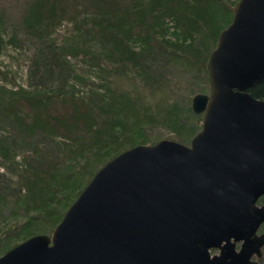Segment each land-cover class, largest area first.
<instances>
[{"label":"trees","instance_id":"obj_1","mask_svg":"<svg viewBox=\"0 0 264 264\" xmlns=\"http://www.w3.org/2000/svg\"><path fill=\"white\" fill-rule=\"evenodd\" d=\"M19 1L12 6L21 29L10 35L4 28L11 9L0 6V57L25 42L38 52L31 88L8 92L0 85V228L1 221L11 222L0 255L18 245L3 248L20 235L23 242L52 233L104 165L136 145L158 142L148 134L151 127L161 125L174 140L190 143L202 125L192 107L195 89L184 102L151 101L115 80L156 96L173 92V72L182 76L183 69L203 80L198 93L208 91L209 57L239 0ZM66 20L78 34L52 39ZM80 56L83 70L72 61ZM249 91L264 99V82ZM3 127L9 128L4 135Z\"/></svg>","mask_w":264,"mask_h":264},{"label":"water","instance_id":"obj_2","mask_svg":"<svg viewBox=\"0 0 264 264\" xmlns=\"http://www.w3.org/2000/svg\"><path fill=\"white\" fill-rule=\"evenodd\" d=\"M208 75L189 144L162 139L120 153L52 234L19 243L0 264H259L264 99L249 90L264 82V0L238 1Z\"/></svg>","mask_w":264,"mask_h":264},{"label":"rangeland","instance_id":"obj_3","mask_svg":"<svg viewBox=\"0 0 264 264\" xmlns=\"http://www.w3.org/2000/svg\"><path fill=\"white\" fill-rule=\"evenodd\" d=\"M21 1L19 0H0V6L6 7L11 9L9 12V17H7L8 23L7 26L4 28L5 29V35H10L13 30H19V25L17 24V10H14L12 5H16ZM76 31L74 21L72 20H66L63 21L62 24L58 27L57 31L53 34L52 39H63V38H69L71 35H77L78 33H74ZM18 38H23V34L21 33ZM38 52V48L29 43L25 42L21 47H12L9 46L8 49L3 50V54L0 57V85H3L7 91L9 92L10 90H16L19 87H24V88H31L30 84L34 85V82H31L30 80V64L32 62V59ZM72 61L76 64V67L78 70H83L85 69L84 61L83 58L80 57H72ZM92 71H96L95 68H92ZM173 71V70H172ZM171 71V73H172ZM92 73V72H91ZM131 82L128 80H125L123 78H116L115 80V86H117L120 89H130L134 90V94L138 95L141 94L144 97H150L152 98L151 101H157L158 99H165V97H170V98H181L183 102L187 98V95L191 92V90L195 89L196 93L193 95L195 96L198 93V90L200 85H203V80L201 77H198L195 79L194 76L189 75L188 73L185 74L184 70L182 69V76L180 72L174 71L173 72V80L171 82L172 90L173 92H169L168 94H158L156 96L150 95V90L143 91L141 88L136 86L131 87ZM86 87L88 88L89 85L86 84ZM210 87V84H209ZM78 88L82 91L85 92L86 88L84 86L79 85ZM210 90V88H209ZM209 90L204 92V93H209ZM7 92V94H8ZM203 93V92H202ZM193 101V99H192ZM193 103V102H192ZM8 127H3L1 129V134L4 135V132H8ZM148 134L151 136L152 140L155 142L158 140L162 139H174L168 128H165L161 125H157L154 127H151L148 130ZM159 138V139H157ZM180 142V141H179ZM184 144H189V143H184ZM147 145H151V143H148ZM21 153V150H19ZM22 154V153H21ZM21 154H18L21 156ZM4 169L3 167L0 166V173H3ZM264 204V196L260 199V205ZM21 223H24L25 220H21ZM11 222L8 224H3L1 221V228H0V238L3 236V231L6 230L10 225ZM13 224V223H12ZM262 231L264 232V225L262 227ZM2 233V234H1ZM26 231L24 232V235H26ZM52 234V233H50ZM23 237L20 235L14 239H12L10 242H6L3 245V248H9L12 245L19 244L22 241ZM2 248V249H3ZM214 252V251H213ZM259 264H264V248H263V257L259 260Z\"/></svg>","mask_w":264,"mask_h":264},{"label":"flooded vegetation","instance_id":"obj_4","mask_svg":"<svg viewBox=\"0 0 264 264\" xmlns=\"http://www.w3.org/2000/svg\"><path fill=\"white\" fill-rule=\"evenodd\" d=\"M259 205H260V200H259ZM263 205V204H262ZM263 227V226H262ZM262 227H261V229H260V231H259V234H261L263 231H262ZM240 246H241V243H238V245H237V249H240ZM214 251V252H213ZM218 254H220V250L219 249H211V255L212 256H214V255H218ZM256 260H260L261 258H255Z\"/></svg>","mask_w":264,"mask_h":264}]
</instances>
